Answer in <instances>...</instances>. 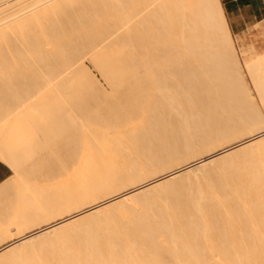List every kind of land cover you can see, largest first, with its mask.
<instances>
[{
  "label": "bare ground",
  "instance_id": "obj_1",
  "mask_svg": "<svg viewBox=\"0 0 264 264\" xmlns=\"http://www.w3.org/2000/svg\"><path fill=\"white\" fill-rule=\"evenodd\" d=\"M82 1L83 0H0V58L4 56L0 59V62H2V59L4 61V58H6L5 61H9L11 63V61L14 60L12 62L15 63L16 59L19 57L22 58L21 54L23 52H26L27 54H29L30 58L32 57L31 60H34L36 62L50 61L51 63H47V65H50L48 66V68H50L51 70H48L47 68L43 69V71H40L42 70V67L40 68V74H38L39 76H41L43 81L40 80L38 75H36L39 80L42 81L41 83H37L39 82V80L36 77L37 82H34V84L36 85L32 84L34 78H30L31 76L29 77V73L34 72H26L29 69L27 70V68L23 65H21V67H25V72L24 70L19 68L20 65L19 67L17 66V71L14 70L16 72L15 74H17L18 72V77L16 79V75L13 74L12 81L8 79L11 82H7V88L8 86H10L8 84H11V86L15 85V87L18 86L17 90H19L18 93L22 95L21 100L23 102H21L20 100V102L17 101V104L16 102L13 103V101H16L15 99L17 96H19V94L16 95V97L14 96L15 99H12V97L7 98V94L4 92L5 88L2 90L0 89V92L2 91L6 95H4L5 98H3L5 99V101L6 99H8L9 101L10 99H12L10 101L11 103H9L8 100V102L6 101V103H4L7 105V107L5 105V109L2 108V110L4 109L6 113L2 112L0 109L1 114H4L3 117H1L2 115L0 114V157L2 159L8 161L10 163V166L14 169L12 165L11 148L14 147L16 149L15 138H17L20 134L15 123L19 119V116L24 112L25 108L37 104L38 102L43 103L40 108L41 110H43V112L50 111L51 114L59 108V105L63 106L64 108H69V105H72L71 100L65 99L66 97L61 95L62 92H60L59 89L60 87L63 88L62 86H60L63 85L62 83H64L62 82L63 79L65 81L64 84L70 83L71 79L69 78L74 77L76 70L81 67V65L79 64L82 62H79V58H81L79 56L81 54L84 55L85 53L90 52L92 54V57H94L101 53L108 52L110 49L121 50V46H127V44L130 42L128 39H126L128 37L125 33L129 32L131 28L133 29V26L135 25L134 23H138V20H140L139 22H141L139 23L140 26H142V23H145L146 25L148 24V28H150L149 24H151V29L154 25L155 28H157L156 26H158L160 30L158 32L156 29L154 31L148 29V31L154 32L151 34H155L158 32V34H156L155 36L152 35L151 38L147 37L149 35L146 34L148 31L145 34L147 35L146 37L150 39H152V37H155L153 41L157 40L159 36V39H161L162 42L164 41V43L161 42V44L163 45H161L162 48L161 46H158L159 48H161V50H157L156 48H154L157 51L160 50L159 54L161 53V51L163 53H161L160 55V59H162V62H160L162 64L161 66L159 65V67H162L163 65V67L160 68L162 71V73L160 72L162 74V77L161 74L160 77H158V71L157 74L156 72H153L154 70L152 69V66H155V61L154 63H152L153 61L149 63L153 64L151 66L149 64H146V68L149 67V70L147 69L146 73H149L150 75V78L149 75L148 78L150 80V87L152 90L150 95H143V92H141L142 86H136V89L134 88L136 93H131L130 91H128V93L124 92V95L122 93L123 96H120L121 98H123H118L120 101H113V104L111 106H108L109 108L105 107L104 110L108 111L105 112V115L100 116L103 117V119L100 118L102 121L99 120L101 122L96 123L91 121L79 125V128L82 127L80 128L81 131L79 129V177L74 180L73 183L69 184L66 187L67 189L61 188V191H59L61 193H58L64 195H61V198H59L57 192L54 195V198L53 193H48V191L46 190L47 188H45L48 186L49 182L52 181L53 175H55L56 172L59 173L61 171V169L59 170V172L58 170H52L54 166V168H56V163H54V166L52 165L54 160L52 163H50L51 160L49 159H52V157H50L49 152H51V155L58 157L57 159L59 165L57 166L66 168L65 172L63 171L65 169H62V171L66 174L71 172L69 171L70 167L71 169L75 170L78 162L72 147H68V145H66V142V146L64 145V142L63 145L61 144V142L63 141V138L59 136L61 135L60 133H62L61 129L59 127H51L53 129H51L50 131L46 129L48 133H50L49 137H51L48 142V144H50V151H47L50 158L48 157L49 159H46L49 160L50 166L52 165L53 167H51L50 169H46V167L50 166L44 165L45 168H42L44 166H41L36 169V172H32L33 167L31 166V172L28 177L31 176V173L33 174L35 172L36 174L34 173V175L36 178H33L35 179L34 183L32 182L33 179L31 181L30 178H27V175L29 173L27 172V170V174L26 172L24 173L26 174L27 179L25 178L24 174V177L23 175H21V172L23 171L19 170L21 172L19 173L20 175H18L19 171H14L18 168H15L13 170L15 173H17L13 175L14 178L16 175H18V178H15L14 180L17 179L20 183L18 184L16 180L15 184H18L20 187L17 188L15 186V188L19 190V192L18 190L16 192H18L20 196H18V193L17 195L15 194L19 197L16 198V200L14 199V202L16 201L15 204L17 203L16 209L13 208V205L11 206L12 209L8 207V203L10 205L12 204V202H9V199L5 198V200H9L8 203H3L4 201L2 202L3 204H5V206L7 205L8 209L10 208L11 210L9 209L10 211L8 212V209L6 207H3L4 205L2 206L4 212L1 211L2 208L0 209V211L2 212V214L0 213V243H4V241L8 242V240L11 241V239L13 240L17 237L19 238L18 240L14 239L15 241H13V244H11V242L9 243L10 245L8 244L7 246H5V248H1L0 264H264V160L263 162L259 163L260 165L257 163L256 165L252 166V164L250 165V163H253V159H251L252 162H249L250 159L246 161V159L249 158L250 155L246 158L244 156L245 159L243 157L238 159L237 157L238 162L243 159L245 160L244 162H240L238 164L235 162L236 158H234L235 155L249 149H255V153L251 152L254 153V155L257 153H261L264 155V116L262 111V107H264V55L258 56V58L247 59L244 62H242V60L240 61L235 45V39L231 32L221 0H144L141 4H139L138 2L141 7L138 4L135 6L136 2L138 1L137 0L136 2L132 3V5L134 4V7L131 6V8L130 6L128 7L129 3L131 5L132 2V0H130L131 2L129 1V3L126 4V8L130 9V11L125 8H118L117 5H114L115 3H117V1L120 0H114V4L113 0H109L111 1L112 5H114V9L118 8L116 9L117 11H122L121 13H124V19L119 20L120 23H115V26L110 25V28L107 27L108 30H105V32L101 29H97L98 26H96L102 21L97 23V21L95 20L97 24L93 22L92 25L90 23L91 26L89 27L87 25L86 28L82 25H79L77 20L76 26H82V28H79L80 33L81 31L82 33L79 34V45L76 46L75 42H70V38L68 39L66 37H71L69 33L72 30L67 33L68 31H66L61 24L63 21L62 17H65L64 15L67 14L66 16H69L72 10V14L75 15L76 13L77 15L79 13L81 16V12L85 11L84 7L86 6V4H93L92 1L94 0ZM106 1L107 0H102L101 3H103V5L100 3L99 4L103 7H106V3L108 2L109 6V1ZM81 2L82 4H86H83V6ZM119 3L120 2H118V4ZM123 3H125V1ZM75 6H77V8ZM79 6L81 7V9L83 8L81 11H77L80 8ZM91 6L92 5H90L89 7ZM72 7L74 8L72 9ZM107 7L104 8V10H108L110 6L108 8ZM138 7H140L139 10ZM94 8H92V10ZM68 9L71 10L68 11ZM74 9H76L77 12L73 11ZM114 9H112V11ZM156 10L161 14L158 12L156 13ZM96 11L98 13L97 9L92 12L95 13ZM101 11L103 10L101 9ZM108 11L106 13H108ZM152 13L155 15L154 18H156V22L151 17ZM95 14L92 15L96 16ZM103 15H105V13ZM148 16H150L156 24L158 23V25L153 24V21L151 23H147L146 21H148V19L150 18ZM92 17L93 16H91V18ZM157 17H161L163 19L164 27L163 23H160L159 21L161 20V18L157 19ZM144 18H146V20ZM68 19L70 18L68 17ZM81 19L84 21L86 20L87 22V19ZM59 20L61 23L59 22ZM150 20L151 19H149V21ZM88 21L91 22L92 19L90 20L89 18ZM70 22L71 21H69L68 24H70ZM106 22L108 23L107 20ZM68 24L66 23V25ZM84 24L83 25L86 26L88 22ZM161 24L162 26L160 27ZM58 25L60 27V30L63 28L61 31L58 29ZM102 25L104 24L102 23ZM145 26H142V28L145 29ZM75 27L73 28L77 30V28ZM67 28L68 27L66 26V29ZM83 28H86V30H82ZM88 28L89 30H87ZM54 31H56L57 35ZM144 31L141 32V34L143 33L142 36L144 35ZM60 34H62V36ZM124 34L126 36L125 40L128 41V43L125 40H122L123 45L121 43V48H119V46L115 48L114 42L116 40L117 42L121 41H118V39H121V36L124 37ZM157 35L158 38H156ZM57 36L59 38L66 37V39L69 40L68 42L65 39L68 43H66L67 47L62 44V46L60 45L61 39L59 40ZM161 36H163L164 39L161 38ZM77 37H75L76 41ZM147 38L144 40H147ZM159 39L157 40V42L161 41ZM144 44H146V46H148V49H150L149 45L145 43V41ZM117 45H120V43ZM158 45H160V43H158ZM35 46H37L38 49ZM41 46H43L46 50L49 49V52L54 50V48L56 49L57 47V50H54V52L52 53L54 55V53L56 54L55 51H57L58 54L52 56V53L48 52L49 55H51L50 57L47 53L48 50H44L47 53V57L44 55L46 58H44L43 60L42 54L44 53L41 54L39 52L41 51L39 50ZM58 46H60L59 49ZM24 47L27 48L25 49ZM13 48L15 49V53ZM17 48L20 49L17 50L20 51V55L15 58V56L18 54V52H16ZM31 48L34 52L33 54L31 53L32 55H30L29 53L32 51ZM23 49H25L26 51ZM126 49H128V51ZM126 49L125 53H131L129 52L130 48L127 47ZM5 50L7 53L4 52V55L2 56L3 51ZM145 52H140V60H142L144 66L145 61H147L146 57H148V62L151 60L149 56L151 55V57H153L152 54H146L147 52ZM13 53L16 55H14ZM26 53L24 55L22 54L23 57H25ZM39 53L40 55H38ZM29 56H27V58ZM49 57L51 59H49ZM24 59L27 60L26 57ZM22 60L17 59L16 62ZM53 62L58 63L59 66ZM160 62L157 64H160ZM15 64L18 65L19 63ZM47 65L45 64L44 68H46ZM157 66L158 65H156V67ZM39 67L36 68L38 69ZM18 68L21 71H19ZM21 72L23 74V77ZM24 73L25 75H28H26L28 78L25 79L26 76H24ZM7 74L9 75L10 72H7ZM19 75H21L22 79L24 78V80H26V83L22 82L24 80H22ZM246 76L249 78L250 84L254 88V92H256L255 94H257L256 98H254L251 93V85H249V80L247 81ZM1 77L0 80L2 79ZM9 77L11 78V75H9ZM13 78H15L16 80ZM18 79L21 80V86L17 83L19 82ZM27 79L30 82L28 81L27 83ZM13 80L16 82V84L14 82V84L12 85ZM66 80L70 81L67 82ZM1 82L4 81L1 80ZM25 84H27L28 87H26L27 90L25 89L23 93L22 89L25 88ZM135 84H138L137 81H135ZM2 85L0 87L3 88L4 85ZM11 86V91L17 92V90H13L14 87L12 88ZM23 86L24 88H22ZM66 88L68 87H65L64 89ZM50 91L51 93L54 92L55 96H49ZM6 92L8 91L6 90ZM0 94V97H4L2 93ZM12 94L14 93L11 92L9 96H11ZM4 104H0V107H2ZM113 108L116 110L120 109L123 111V113L118 114L113 111ZM73 113L75 117H77L75 111ZM188 113H190L191 116H194V118L195 116L196 118L202 116L201 118H197L196 121L194 120V124H196L197 122L196 126H203V128H200L201 126H198L197 129L199 130V132L194 133V135H189L194 131L190 132L187 130L188 125L191 126V123L193 122H188L187 125V119H190L187 118ZM75 117H72L70 122H75ZM203 118L205 119V122H203L205 124V127L204 124L202 125L201 123ZM49 121H52L54 123L63 122L61 118H56L55 116L53 117V119L50 118ZM173 121L176 122V124L173 123ZM198 122L200 124H198ZM184 123H186L185 126H187L183 132H187V134L189 133V141L191 140V142L188 141V138L187 140L185 139L186 137H188L185 134L186 137L183 138L181 136V138L185 139L189 143L188 145L184 144L187 147H183V143H185L184 140L180 143H177V145L175 143L177 148H180V146L183 147L182 149L180 148L179 151L181 150L182 152H184L186 150L184 154H182L181 151L179 152L172 150V152H170L171 148L168 149V152L164 151V149L163 151H158L155 150L157 148L156 147L153 148L155 150V153L154 150H152V153L154 154H151L149 156L147 155L146 158L144 157L145 160L143 159L144 161L141 162L140 160L139 162H135L134 160L135 163L131 162V164L125 165H121L122 162L120 165L113 162H99V160H102L103 158H110L111 156H113L112 152H114L115 157H117L118 155L115 154L117 150L130 149L143 140L155 138V135L157 133L161 134L160 132L162 130H166L167 127L173 128L176 127L173 126L174 124H178V129V127H181L180 124L183 127ZM68 127V131L70 132L71 128L70 126ZM92 127H94V129L96 128V130L93 129V131ZM182 127L181 129L184 128ZM189 128L191 129V127H188V129ZM70 135L72 136V134ZM191 137H193L194 139ZM238 137L242 138L240 139ZM233 140H235V142L229 143ZM149 141H147L146 143L148 144V146L151 145ZM156 141H158V139ZM140 144H142V142ZM211 146H216L214 147V151L211 150ZM152 147H154L153 144ZM141 148L143 150V147ZM256 149H258L257 153ZM165 150H167V147ZM162 152L166 153H163V155ZM130 153L131 152H129V154ZM249 153L250 152H248V154ZM41 155L44 157L43 153ZM195 156L199 157L196 158ZM123 157L124 154L122 155V158ZM231 157L233 160L232 163H230L231 160L230 162L226 161V159H231ZM250 157L254 158V156L252 155ZM73 158L74 160L76 159L77 163L72 162ZM136 158L138 160V157ZM43 159L45 160V157ZM140 159L142 160L141 157ZM189 159L192 160L190 161ZM30 160L31 159H29V162ZM35 160L36 158L34 159V162ZM130 160L131 159H129V162ZM221 160L229 162V164L225 163V167H223L227 171H229V168L227 167H230L231 170L234 166H236L234 165L235 162V164H237L236 167H238V169H241V173L239 172L240 175L239 173H235V175L223 179V181L219 180L220 182L215 181V178V180L213 179L214 181H209L210 184L206 185V190L200 191V193H198V195L196 196L195 194L193 195V190L192 193H190L192 194V196L191 198H189V201L188 199H185L184 202L187 201L186 203L182 201V204L181 202L179 203V205L178 203H176L178 206L175 204V206L170 205V208L167 207L168 209H164L165 211L163 210V207L162 210L164 212H161V210H156V213L148 211L146 214L144 213L145 215L143 216L142 214H138L139 216L132 214L135 216L134 219H132L133 217L129 218L132 219L130 221L128 220L129 223H126L128 221H126L127 219H124L126 224L123 225L122 228L120 227L118 229L113 227V231H115L112 232L111 229L110 231L112 233L109 231V234H98L100 236H94L87 241H84L83 236V240H81V238L79 237L81 240V242H79V246L74 239L77 247H71V250H66L68 252H59L60 254H57L54 258L52 257V260L51 258H46V260L41 261L39 259V261H37V259L35 260L34 258V261H29V259H24L23 257V259L16 257L17 255L15 253H17L18 256L19 254H22L24 252L23 250L25 246L29 244L32 246L35 243L39 242L37 246L34 245V247L32 248L29 245L30 248L32 250L34 248L35 253L38 254V252L40 253L41 250L46 249L48 246H51L47 238L51 237V235L55 233H57L58 235V232H61V230H67H64L65 227L76 225L78 227V230L76 229L75 233L79 234V222H84V220L88 221L87 219L91 218L92 216V218H94L102 211L103 213L104 211H106V213L108 211L112 212L111 209H114V207L117 208L118 205H122L123 203H126V201L127 203H130L128 201H133L140 195L145 196L146 194L148 195V193L150 194V192H152L153 190L158 191L155 189L167 185L169 186L179 177L182 178L181 176H190L191 173L201 169L202 167ZM32 162L33 160H31L30 164L35 166L38 161L36 163ZM71 162L73 163V165L75 163L76 164L74 166H71ZM44 163L48 164L46 160ZM227 164L230 166H228ZM172 165L178 166L174 167ZM231 165H233V167H231ZM27 167L28 166H25V169H27ZM71 174H68L69 177L72 176ZM32 177L34 176H31V178ZM221 178H224V176H222ZM29 179L30 181H28ZM8 180L11 181V179ZM194 180L195 182H193ZM200 180L201 177L199 178V181ZM9 181H7L8 184H10ZM193 181H187V183L183 186L188 187L190 184L193 185V183H196V181L198 180L197 178H194ZM10 186L12 188L14 187V185H7V188L5 189H9ZM179 187L182 186L180 185ZM15 188L13 189L16 190ZM172 188L169 187V189H167L171 191ZM196 188L199 187L196 186ZM63 191H65V193ZM162 191L165 192L164 187L163 190L161 188V194H163L164 196L168 195L163 193ZM197 191L195 189L196 193ZM2 192H5V190H3ZM172 192L166 193H171L172 195H174V192ZM46 193H48L49 197V194H51L53 197H45L44 195ZM157 193H159V191ZM187 193L189 195V192ZM4 194L5 196L7 195L6 193H3V195ZM175 194L177 195L176 191ZM10 196H12V194ZM10 196L9 198L11 199L12 197ZM145 207H143V209ZM131 211L127 212L132 213ZM111 218L113 220V217ZM88 224L93 223L90 222ZM103 229L102 231L104 232ZM70 231H72V229ZM55 244L58 243L56 242ZM66 248L69 249L70 247ZM13 254L15 256H12ZM35 257L38 258V256ZM215 257H217V259H215Z\"/></svg>",
  "mask_w": 264,
  "mask_h": 264
},
{
  "label": "rangeland",
  "instance_id": "obj_2",
  "mask_svg": "<svg viewBox=\"0 0 264 264\" xmlns=\"http://www.w3.org/2000/svg\"><path fill=\"white\" fill-rule=\"evenodd\" d=\"M84 1V0H83ZM82 1V2H83ZM87 1V0H86ZM96 1H97V3H96ZM104 1V0H103ZM107 1H109V0H107ZM106 1V2H107ZM117 1V0H116ZM122 1V2H121ZM125 1V3H123ZM129 1L130 0H128V2H127V0H120V1H117V3H115L114 4V0H113V4L116 6L117 5V7L118 8H125V9H128V8H126L127 6H126V4H128L129 3ZM137 0H135V1H133L132 0V2H131V5H130V3H129V5H128V7L130 6V8H131V6L132 7H134V4L132 5V3H134V2H136ZM141 1V2H140ZM142 1H144V0H138L137 2H136V4H135V6L138 4V2H139V4H141V3H143ZM222 1V0H221ZM82 2H81V4H82ZM93 2V4L91 3V2H89V3H91L90 5H92L91 7L92 8H94L93 10H92V8L91 7H89L90 5L87 3H83V4H86V6L84 7L85 8V14H84V12L82 11L81 13V16H80V14L78 13L77 15H76V13H75V15L74 14H72V10L71 9H68V11H70L71 10V16L73 17H71L70 15L69 16H66V15H64L65 17H62L61 19L63 20L62 21V24L61 25H63L62 27H64V29L66 30V31H68L67 33H69V31H71L69 34L71 35V37H68V36H66L68 39L70 38V42L71 41H73V42H75L76 43V46L77 45H79V34H81L82 33V31H81V33H80V29L79 28H82V26L83 27H86L87 28V25L90 27L91 25H90V23L92 24L93 22L94 23H96V21H97V23L98 22H100V21H102V22H100V23H98V25H96V26H98L97 27V29H101L102 31H104L105 32V30L107 31L108 30V28H110V25L111 26H115L118 22L120 23V21L119 20H123L124 19V13H121V12H119V11H117L116 9H118V8H116V9H114V5H112V3H111V1H109V6H108V2L106 3V7L108 8V10H104V8H106L105 6L103 7L102 5H103V3H101L102 2V0L100 1V0H94V1H92ZM118 2H120L119 4H118ZM102 4V5H100V4ZM223 3V2H222ZM79 4V3H78ZM80 4V5H81ZM82 4V5H83ZM138 4V5H139ZM88 5V6H87ZM94 5V6H93ZM98 5V6H97ZM113 7H112V6ZM123 5V6H122ZM143 5V4H142ZM145 5V4H144ZM84 6V5H83ZM101 6V7H100ZM120 6V7H119ZM140 6V5H139ZM76 8H77V6H75ZM80 7V6H79ZM99 7V8H98ZM112 7V8H111ZM141 7V6H140ZM140 7H138V10L140 9ZM256 7V8H255ZM254 8H255V13L253 14V18L251 19V21H250V23H248V27H247V29H246V31H245V33H243L241 36L240 35H237L236 36V38L234 37V39H235V45H236V48H237V51H238V56H239V58H240V61L242 60V62H244V61H246L247 59H253V58H258V56H261V55H264V0H260L259 1V3H258V6H255ZM69 8H71V7H69ZM74 7H72V9H73ZM88 8H89V12H88ZM83 9V8H82ZM81 9V7L77 10V11H81L82 10ZM91 9V10H90ZM95 9H97L98 10V13H97V11L94 13V12H92V11H95ZM100 9V10H99ZM101 9L103 10V11H101ZM112 9H114L113 11H112ZM120 10V9H119ZM124 10V9H123ZM129 11H130V9H128ZM68 11H67V13H68ZM73 11H76V9H74ZM76 11V12H77ZM100 11V12H99ZM108 11V13H106ZM111 11V12H110ZM114 11H116V12H114ZM132 11V10H131ZM134 11V10H133ZM105 13V15H103L104 13ZM124 12V11H123ZM126 12V11H125ZM128 12V11H127ZM158 11L156 10V13H157ZM87 13V14H86ZM111 13V14H110ZM116 13V14H115ZM119 13V14H118ZM155 13V14H156ZM158 13H160V12H158ZM84 14V15H83ZM92 14H95L96 16H94V15H92ZM100 14V15H99ZM108 14H110V15H108ZM161 14V13H160ZM159 14V15H160ZM88 15V16H87ZM121 15V16H120ZM149 15H151V14H149ZM152 15H154L153 13H152ZM151 15V17L154 19V21H155V19L156 18H154L155 17V15L154 16H152ZM86 16V17H85ZM91 16H93L92 18H91ZM100 16V17H99ZM68 17L70 18V19H68ZM85 17V18H84ZM87 17H89L90 18V20L92 19V21L91 22H89L88 20H89V18H87ZM111 17V18H110ZM146 17V16H145ZM148 17H150V16H148ZM149 18V19H151L150 21H149V19H148V21H146L147 23H151L152 21H153V19L152 18ZM65 18V19H64ZM78 18V19H77ZM81 18H83V19H87V22H88V24H86V26H84L85 24L84 23H87L86 22V20L84 21V20H82ZM102 18V19H101ZM105 18H106V20L108 21V23H110V24H108L107 22H106V20H105ZM114 18V19H113ZM117 18H118V20H117ZM160 19L161 17H157V19ZM60 19V20H61ZM73 19V20H72ZM110 19H113L114 20V22H113V20H110ZM143 19V18H142ZM145 20H146V18H144ZM60 20H59V22H60ZM78 20V21H77ZM80 20H81V22H80ZM96 20V21H95ZM115 20H116V22H115ZM65 21H67V22H65ZM69 21H71L70 22V24H68L69 23ZM78 22V24L79 25H82L81 27L79 26H76L77 25V22L76 23H74V22ZM137 21V20H136ZM140 20H138V23H134L135 25L133 26V29L131 28L130 29V31L129 32H126L125 34H126V36L128 37V38H126V36H125V34H124V37L123 36H121L120 38L121 39H118V41L119 40H121V41H119V42H117V40L114 42V47L115 48H117L118 46H119V48H121V50H123V51H121V50H109V54L111 55V56H115L112 60H113V63H118V64H120V65H122V66H128V67H132V68H134V69H136L137 71H139V72H141L140 73V75H139V77H138V79L137 80H135V81H137V83L138 84H135V81L133 82V83H131L130 84V86H129V88H128V90L127 91H125V93H128V91H130L131 93H136V91L134 90V88L137 86H139V85H141L142 86V91L141 92H143V95H150V93L152 92V90H151V87H150V80H149V78H150V75H149V73L147 74L146 73V71H147V69L149 70V67L148 68H146L147 67V65L150 63V62H152V63H154V61L156 62V63H154V65L155 66H152V69L154 70L153 72L155 73L156 72V74L158 73V77H160V74L162 73V71H161V69L160 68H162L163 67V65H162V67H159V65L161 66V62H162V59H160V55H161V53H162V51H161V53L159 54V51L161 50V48H162V44H161V42H162V40L161 39H159L160 38V36H159V38H158V35H157V37L156 38H158L159 40H161V41H158L157 42V40H155V41H153L154 40V38L152 37V39H150L151 38V36L153 35V36H155L156 34H158V32L160 31L159 30V28H158V26H156L157 28H155V26L153 25V24H156L155 22L157 21H153V28L151 29V24H149V27L150 28H148V24L146 25L145 23H142V26H145V29L144 28H142V26H140L139 25V23H141V22H139ZM160 21V23H163V27H164V21H163V19L161 18V20H159ZM158 21V22H159ZM63 22H64V24H63ZM73 22V23H72ZM80 22V23H79ZM106 22V23H105ZM113 22V23H112ZM145 22V21H144ZM61 23V22H60ZM59 23V24H60ZM66 23L70 26H68V25H66ZM82 23V24H81ZM96 23V24H97ZM102 23L104 24V25H102ZM116 23V24H115ZM71 24H72V27H71ZM84 24V25H83ZM144 24V25H143ZM93 25V24H92ZM139 25V26H138ZM156 25H158V23L156 24ZM66 26L68 27L67 29H66ZM76 26V27H75ZM94 26H95V24H94ZM104 26V27H103ZM162 26V24L160 25V27ZM58 27H59V25H58ZM73 27H75V28H77V30L76 29H74ZM101 27V28H100ZM108 27V28H107ZM162 27V28H163ZM86 28H83L82 30H86ZM92 28V27H91ZM161 28V29H162ZM59 30H60V27L58 28ZM58 29H56V30H58ZM63 29V28H62ZM61 29V30H62ZM74 29V30H73ZM104 29V30H103ZM148 29L149 30H157L158 32L157 33H155V34H151V33H154V32H151V31H148ZM60 30V31H61ZM76 30V31H75ZM87 30H89V28L87 29ZM93 30V29H92ZM142 30V31H141ZM144 30H146V31H144ZM79 31V32H78ZM144 31V35L142 36V34H141V32H143ZM149 33H148V32ZM163 31V30H162ZM161 31V32H162ZM55 33H56V31H54ZM74 32V33H73ZM147 32V33H146ZM160 32V33H161ZM58 33H59V31H58ZM64 33V32H63ZM72 33V34H71ZM128 33V34H127ZM149 34L148 36L146 35V34ZM163 33V32H162ZM255 33H258V40H257V43L259 44V46H261V48L260 49H254V54H252L251 52H249V55L247 56V57H245V54H244V49H243V44H244V42H243V38L246 36H248V37H250V36H253V35H255ZM68 34V35H69ZM74 34V35H73ZM56 35H57V33H56ZM61 36H62V34H60ZM73 35V36H72ZM122 35H123V33H122ZM160 35V34H159ZM78 36V37H77ZM150 37V38H147V37ZM66 37H61V38H59L58 36H57V38H59V40L61 39V42H60V45L62 44V45H65L66 47H67V45H66V40L69 42V40L68 39H66ZM74 37V38H73ZM75 37H77V41L75 40L76 38ZM118 37H119V35H118ZM144 37V38H143ZM123 38V39H122ZM125 38L126 39H128L130 42L128 43V41H126L125 40ZM147 38V40H144V39H146ZM161 38H163V36H161ZM64 39V40H63ZM66 39V40H65ZM164 39V38H163ZM58 40V41H59ZM122 40H125L128 44H127V46L125 45V46H121V43H122ZM148 40H152V41H148ZM64 41H65V43H64ZM144 41H145V43H147L148 45H149V48L150 49H148V46H146V44H144ZM146 41H148V42H146ZM117 42V43H116ZM126 42H124V43H126ZM154 43V45H153V43ZM157 42V43H156ZM59 43V42H58ZM64 43V44H63ZM116 43V44H115ZM120 43V45H117V44H119ZM158 43H160V45H158ZM162 43H164V41L162 42ZM246 43L248 44V45H252L253 44V42H251L250 40H249V38H248V40L246 41ZM19 44V43H18ZM68 44V43H67ZM130 44V45H129ZM59 45V44H58ZM61 45V46H62ZM113 45V44H112ZM116 45V46H115ZM122 45H123V43H122ZM150 45H151V47H150ZM155 46V47H153V46ZM162 45V46H161ZM121 46V47H120ZM161 46V48H159V47ZM18 47V46H17ZM36 48H37V46H35ZM34 47V48H35ZM59 47L60 46H58V49H59ZM79 47V46H78ZM77 47V48H78ZM112 47V46H111ZM125 47V48H124ZM130 48L129 49V52H131V53H125V49L126 48ZM16 48V47H15ZM21 48V47H20ZM25 48V47H24ZM27 48V47H26ZM25 48V49H26ZM33 48V47H32ZM31 48V49H32ZM47 48V47H46ZM54 48V47H53ZM65 48V47H64ZM124 48V49H123ZM133 48V49H132ZM147 48V49H146ZM151 48H152V50H151ZM154 48H156L157 50L158 49H160L159 51H157V50H155ZM3 49V48H2ZM25 49H23V50H25ZM38 49V48H37ZM79 49V48H78ZM77 49V50H78ZM13 50H14V53H15V49L13 48ZM17 50H20V49H16V52H18V54L16 55V54H14V55H16L15 56V58H17V56L18 55H20V51H17ZM28 50V49H27ZM29 50H30V48H29ZM39 50H43L42 52L41 51H39L41 54L42 53H44V54H42L41 56H42V58H43V60H44V58H46L47 57V53L50 51L49 49H45L43 46H41L40 47V49ZM44 50H46L47 51V53H46V51H44ZM52 50V49H51ZM54 50H57V47H56V49L54 48ZM54 50H52L51 52H49V53H52V52H54ZM61 50V49H60ZM127 51H128V49H126ZM148 50V51H147ZM155 50V51H154ZM258 50V51H257ZM22 51V50H21ZM26 51V50H25ZM121 51V52H120ZM126 51V52H127ZM141 51H146L145 53L146 54H152V56L153 57H151V55L149 56V55H147V56H149V58H151V60L148 62V57H146L147 58V61H145V66H144V63H142V60H140L141 59V57H140V52ZM149 51H150V53H149ZM257 53H256V52ZM0 52H1V50H0ZM4 52H6V50L5 51H3V54H2V56L4 55ZM23 52V51H22ZM28 52V51H27ZM35 52H36V50H35ZM56 52V54L54 53V55H53V53H52V56H55V55H57L58 54V52L57 51H55ZM7 53V52H6ZM6 53H5V55H6ZM26 53V52H25ZM24 52L22 53L23 55L25 54ZM30 53V55H32L34 52H33V49H32V51L31 52H29ZM32 53V54H31ZM40 53L38 54V55H40ZM49 53H48V55H49ZM21 54V56H22V58L21 57H19V58H17L18 60H22V59H24L25 57H26V59L27 60H22V61H18V62H16L17 61V59H16V61H15V63H19L18 65H16L14 62H12V61H14V60H12L11 61V63L8 61H5V59L6 58H4V61H3V59H2V62H0V63H2V64H0V66H1V68H0V77H1V75H2V81H4V82H1V80H0V84L2 85V83H3V85H4V87L2 88V87H0V89L2 90V89H4V92L7 94V98L9 97H12V99H15V97H16V95H18L19 93V90H17V87L18 86H16L15 87V85L14 86H11V84H8V85H10L12 88H13V90H17V92L16 91H11L12 89H10V86H8V88H7V82L8 83H10L11 81H12V76H13V74H15L16 72L15 71H17L16 69H17V66L19 67V65H20V69H22V70H24L25 69V67L27 68V70L28 71H26V72H34V73H29L30 75H29V77L30 78H34V79H36V80H34L33 79V82H32V84H34V82L36 81L37 82V76L36 75H38L39 76V74H40V71H43V69H47L48 68V66H50V65H47V63H49V64H51L50 63V61L49 62H47V61H42V62H36V61H34V60H31L32 59V57L30 58V56H29V54H27L26 53V55H25V57H23V55ZM86 54H88V55H86ZM91 53L89 52V53H85L84 55H86V56H84L83 54H81L79 57H81V58H79V62L81 61L82 63H80L79 64V62H78V64L79 65H81L83 68L79 71L78 70V73H77V75H76V78H75V80H74V77H70L69 79H71V81L70 80H66L67 82H69L70 81V83H66V84H64L65 83V81H64V79H63V81L62 82H64V83H62L63 85H60V86H62L63 88H61L60 87V89H59V91L60 92H62V94L61 95H63V96H65L64 98L65 99H68V100H71L72 99V101H73V106H74V108H75V110H76V112L80 115V117H78V115H77V117H75V115H74V109H73V106L72 105H69V108H64L63 106H61V105H59L58 107V109L56 110V111H54V112H52V114L50 113V111H48V112H43V110H41L40 108H41V105L43 104V103H41V102H38L37 104H34V105H32V106H30V107H26L25 108V110H24V112L19 116V119L16 121V123H15V125L17 126V128H18V130H19V132H20V134H19V136L17 137V138H15V147H16V149L17 150H21V149H25L26 150V152H28V151H31L33 148L36 150V152L37 153H39V150H41V147H43V148H45V149H47V148H49L50 146V144H48V142H49V140H50V138L51 137H49V134L50 133H48V131H50L51 129H53V128H51V127H55V128H57V127H59L60 129H61V131H62V133H60L61 135H59L60 137H62L63 138V141L61 142L62 143V145H63V142H64V145H65V142H66V145H68V147H72V149L74 150V153H75V157L77 158V162H76V159L74 160V158H73V160H72V162L74 163V162H76L77 163V167H73L75 170H73V169H71V167H70V169H69V171H71V172H67L69 175L71 174V173H73V174H71L72 176H70L69 177V175L68 174H66V173H64L65 171H66V168H64L65 170H63L62 171V167H58L57 165H59L58 164V157H55L54 155H52L51 157H52V159L50 158L49 160H51V162L50 163H52L53 162V160H54V162L52 163V165L54 166V163H56V168H54L52 165L50 166V163H49V160H47L46 159V162H48V164L47 163H44V164H40V165H38L37 166V168L38 167H41V166H50V167H46V169L48 168V169H50L51 167H53L52 168V170L54 169L55 171L56 170H58V172H59V170L61 169V171H62V173H61V171L59 172V173H55V175H53V178H52V181L51 182H49V184H48V186L47 187H45V188H47L46 190L48 191V193H53V196L56 194V192H57V194L58 193H61V192H59V191H61V188H66L69 184H71V183H73L74 182V180H76L78 177H79V130L76 132V130H77V128H79V125H82L83 123H85V122H96V123H99V122H101L102 120L101 119H103V117H100V116H102V115H105V112H107L108 110H104V109H99L97 112H96V110L98 109V107H100L101 105H104V104H106L107 102H108V92H111V88H110V85H109V82H108V80H107V78H106V76L104 75V73H103V71L99 68V66L91 59V57H92V54L90 55ZM131 54H133V55H131ZM163 54V53H162ZM46 57H45V56ZM158 55H159V58H158ZM27 56H29L28 58H27ZM50 57H51V55H49ZM154 56H155V58H154ZM4 57V56H3ZM3 57H1V58H3ZM49 57V59H51ZM85 57H86V59H85ZM138 57H140V58H138ZM0 58V59H1ZM14 58V59H15ZM21 58V59H20ZM83 58V59H82ZM157 58V59H156ZM10 59V58H9ZM8 59V60H9ZM114 59H115V62H114ZM153 59V60H152ZM30 60V61H29ZM144 60H145V57H144ZM157 60V61H156ZM1 61V60H0ZM161 61V62H160ZM44 62V63H43ZM148 62V63H147ZM160 62V64H157V63H159ZM53 63H55V62H53ZM84 63V64H83ZM45 64L47 65L46 66V68H44V66H45ZM55 64H57L58 65V63H55ZM83 64V65H82ZM147 64V65H146ZM21 65H23V66H25L24 68L23 67H21ZM32 65V66H31ZM43 65V66H42ZM56 65V66H57ZM150 66L151 65H153V64H149ZM156 65H158L157 67L159 68H157L156 67ZM34 66V67H33ZM40 66V67H39ZM55 66V65H54ZM59 66V65H58ZM16 67V68H15ZM29 67V68H28ZM31 67H33V68H31ZM36 67H39L38 69L36 68ZM42 67V68H41ZM154 67V68H153ZM18 68V70L19 71H21L20 69ZM31 68V69H30ZM40 68L42 69V70H40ZM158 69V70H157ZM15 70V71H14ZM39 71V72H37V71ZM48 70H51L50 68H48ZM160 70V71H159ZM158 71V72H157ZM7 72L9 73L10 72V74L9 75H11V78L9 77V75L7 74ZM24 72H25V70H24ZM161 72V73H160ZM39 73V74H38ZM6 74V75H5ZM17 74H18V72H17ZM17 74H15L16 75V79H17ZM21 74H22V72H21ZM32 74V75H31ZM34 74V75H33ZM27 75V74H26ZM25 75V73H24V76H26ZM148 75H149V78H148ZM6 76H7V79H6ZM28 76V75H27ZM25 77V79L26 78H28V77ZM34 76V77H33ZM3 77H4V79H3ZM19 77H21V75H19ZM22 77H23V74H22ZM22 77H21V79H22ZM37 77V78H36ZM161 77H162V74H161ZM15 78H13V79H15ZM39 78H40V80H42L43 81V79L41 78V76H39ZM39 78H38V80H39ZM246 78H247V81L249 80V78L246 76ZM8 79H10V80H8ZM15 79V80H16ZM19 80V79H18ZM22 80H24V78L22 79ZM39 80V82H37V83H41L42 81H40ZM74 80V81H73ZM124 80H126V79H124ZM128 80V79H127ZM20 81L21 80H19V82H17L18 83V85H22L21 83H20ZM26 80H24V81H22V82H24V83H26L25 82ZM28 79H27V83H28ZM14 80H13V82H12V85L14 84ZM30 82V81H29ZM20 83V84H19ZM15 84H16V82H15ZM0 85V86H1ZM2 85V86H3ZM30 85V84H29ZM34 85H36V84H34ZM249 85H251L250 84V80H249ZM24 86H25V88H24ZM22 88H24V89H22L23 90V93H24V91H25V89L27 90V88L26 87H28L27 86V84H25ZM38 86V85H37ZM30 87V86H29ZM65 87H68V88H66V89H64ZM20 88V87H19ZM18 88V89H19ZM63 89V90H62ZM136 89V88H135ZM251 89H252V91H251V93H252V95L254 96V98H256V96H257V94H255L256 92H254L255 90H254V88L252 87V85H251ZM6 90L8 91V92H6ZM10 91V92H9ZM64 91V92H63ZM11 92H13L14 94H12L11 96H9V94H11ZM22 92V91H21ZM0 93H2V95L4 96L5 94L1 91ZM23 93H21V94H23ZM54 92H52L51 93V91H50V94H49V96H55V93L53 94ZM158 93V92H157ZM156 93V94H157ZM159 94V93H158ZM1 95V94H0ZM25 95V94H24ZM6 96V95H5ZM5 96L4 97H0V104H4V103H6V101L8 100V99H6V101H5V99H3V98H5ZM15 96V97H14ZM19 96H20V99H19ZM19 96H17L18 97V99H17V97H16V101H13V103H15L16 102V104L18 103V102H20V100H21V98H22V95H20L19 94ZM24 97V96H23ZM25 98V97H24ZM23 98V99H24ZM71 98V99H70ZM114 98H116L115 96H114ZM1 99H3V100H1ZM12 99H10V101L12 100ZM2 101H5V102H2ZM9 101V100H8ZM7 101V102H8ZM9 101V103H11ZM18 101V102H17ZM21 102H23L22 100H21ZM8 104V103H7ZM6 104H4L2 107H0V109H1V111L2 112H5V108H4V106H5ZM9 105V104H8ZM11 105V104H10ZM6 107H7V105H6ZM11 107V106H10ZM2 108H4L3 110H2ZM38 108V109H37ZM11 109V108H10ZM114 109V108H113ZM8 110H9V108H8ZM6 111H7V108H6ZM114 112H116V113H118V114H121V113H123V111L122 110H120V109H118V110H116V109H114L113 110ZM262 111H263V116H264V107H262ZM75 112V113H76ZM197 112V111H196ZM6 113V112H5ZM0 114H1V112H0ZM2 115V114H1ZM0 115V116H1ZM4 115V114H3ZM3 115L1 116V117H3ZM24 116V117H23ZM56 117V118H61L62 120H63V122H52V121H49V119L51 118V119H53V117ZM72 117H75V122H70V120L72 119ZM202 116H199V117H197V118H201ZM99 118V119H98ZM101 118V119H100ZM187 118H190V119H187V125H188V122H192L191 124V126L190 125H188V127H191V129L189 130L188 129V127H187V130L188 131H190V132H192V131H194V132H192V133H188L189 135H191V134H193L194 135V133H198L199 132V130L197 129L198 128V126H201V125H198V126H196V124H197V122H196V124H194V122L196 121V116H195V118H194V116H191L190 115V113H188L187 114ZM264 118V117H263ZM1 119V118H0ZM84 119V120H83ZM192 119V120H191ZM89 120V121H88ZM99 120H101V121H99ZM195 120V121H194ZM201 120V119H200ZM200 120H199V122H200ZM205 119L203 118V120L201 121V123H202V125L204 124L203 122H205L204 121ZM198 122V124H200ZM263 122H264V119H263ZM173 123H175L176 124V122H174L173 121ZM186 123H184L183 125L185 126V124ZM189 123V124H190ZM173 125V126H176V127H171V128H169V127H167V129L166 130H162V129H164V128H162L161 130L163 131H161L160 133L161 134H156L155 135V138H152V139H149V140H143V141H141L142 142V144H140L141 142H139V144L137 143L136 145H134L132 148H130V149H121V150H117L116 152H115V154H117L118 156L117 157H115V155H114V152H112L113 153V156H111L110 158H103L102 160H99V162H105V163H118L119 165L121 164V162H122V164L121 165H125V164H131V162L132 163H135V162H139V160H140V162L141 161H144L145 159H144V157L146 158L147 157V155L149 156V155H151V154H154L155 153V150H158V151H163V149H164V151H169L168 149L169 148H171V151L170 152H172V150L173 151H179V149L181 148H183V147H187V146H185V145H188L189 143L186 141L187 140V138H188V141H189V135L187 134V132H183L184 131V129H186V126L183 128L182 127V125L180 124V126L183 128V129H181V127L179 128L178 127V129H177V125ZM68 126H70V132L68 131V129H69V127ZM196 126V127H195ZM148 127V126H147ZM204 127H205V124H204ZM80 128H82V127H80ZM79 128V129H80ZM166 128V127H165ZM169 128V129H168ZM175 128V129H174ZM200 128H203V126H201ZM199 128V129H200ZM48 131H47V130ZM94 129V127H92V130ZM180 129V130H179ZM94 130H96V128L94 129ZM93 130V131H94ZM186 130V131H187ZM80 131H81V129H80ZM178 131V132H177ZM172 132V133H171ZM181 132V133H180ZM75 133H76V135H75ZM163 133V134H162ZM166 133V134H165ZM70 134H72V136L70 135ZM165 134V135H164ZM177 134V135H176ZM188 136V137H186V135ZM249 134V133H248ZM164 135V136H163ZM158 138H157V137ZM172 136H174V137H172ZM181 136L184 138V137H186L185 139H183V138H181ZM245 136H246V134H245ZM245 136H243V137H245ZM165 137V138H164ZM173 138H175V139H173ZM179 138H181V139H179ZM191 138H193V137H191ZM238 138H242V137H238ZM155 139V140H154ZM158 139V141H156ZM160 139V140H159ZM194 139V138H193ZM192 139V140H193ZM34 140V144L32 143V141ZM152 140H154V141H152ZM168 141V143H167V141ZM184 140V142L185 143H183V147L182 146H180L179 144V146H180V148L178 147L177 148V143H180V142H182ZM236 140V139H235ZM235 140H233V141H230L229 143H232V142H235ZM237 140H239V139H237ZM147 141H149V143L151 144L150 146H148V144H146L147 143ZM156 141V142H155ZM166 141V142H165ZM178 141V142H177ZM151 142H153V143H151ZM158 142H159V144H158ZM189 142H191V140L189 141ZM68 143V144H67ZM143 143H145V144H143ZM166 143H167V145H166ZM175 143H176V145H175ZM229 143H227V144H229ZM152 144H153V146L154 147H152ZM154 144H156V145H154ZM170 144V145H169ZM182 144V143H181ZM185 144V145H184ZM54 145V144H53ZM65 145V146H66ZM72 145V146H71ZM144 145V146H143ZM216 145V144H215ZM143 147V150H142V148L141 147ZM165 146V147H164ZM170 146V147H169ZM146 147V148H145ZM157 147V148H156ZM163 147V148H162ZM166 147H167V150H165L166 149ZM214 147H216V146H211L210 148H211V150H215V148ZM137 148V149H136ZM149 148V149H148ZM150 148H152V149H150ZM153 148H156L155 150L153 149ZM161 148V149H160ZM209 148V147H208ZM213 148V149H212ZM50 149V148H49ZM141 149V150H140ZM146 149V150H145ZM185 149V148H184ZM183 149V150H184ZM125 150V151H124ZM138 150V151H137ZM140 150V151H139ZM152 150H154V153H152L153 151ZM252 149H249V150H245V151H243V152H241L240 154H237V155H235V157L234 158H236L235 159V162L238 164V163H240V162H244L245 160V158L247 157V156H254V158H252V157H250L249 156V158H247L246 159V161L248 160V159H250L249 160V162H252V160L251 159H253V163H250V165L252 164V166L253 165H256L257 163L259 164V163H261V162H263V160H264V155L263 154H261V153H257V150L258 149H256V153L257 154H255L254 155V153H255V149H253L252 151H251ZM78 151V152H77ZM124 152V153H122V152ZM143 151H145V152H143ZM150 151H151V153H150ZM181 151V150H180ZM179 151V152H180ZM78 154H77V153ZM120 154H119V153ZM129 152H131L130 154H129ZM138 152H140V153H138ZM143 152V153H142ZM146 152H147V154H146ZM157 152V151H156ZM169 152V153H170ZM182 152V151H181ZM186 152V150L184 151V152H182V154H184ZM248 152H254V153H249L248 154ZM133 153V154H132ZM163 153H166V152H162V154ZM169 153H167V154H169ZM124 154V157L122 158V155ZM141 154V155H140ZM161 154V153H160ZM130 155V156H129ZM140 155V156H139ZM142 155H146V156H142ZM164 155V154H163ZM241 155H243V156H241ZM161 156V155H160ZM244 156H245V158H244ZM261 156H262V158H261ZM123 159H121V158ZM131 157V158H130ZM133 157V158H132ZM136 157H138V160H137V158ZM140 157L142 158V160L140 159ZM196 157V156H195ZM199 156H197L196 158H198ZM237 157H238V159H240L241 157H243L242 159L243 160H240V162H238V160H237ZM53 158H55V159H53ZM116 159V160H113V159ZM118 158V159H117ZM135 158V159H134ZM120 159V160H119ZM125 159V160H124ZM129 159H131L130 160V162H129ZM144 159V160H143ZM192 159H193V157H192ZM192 159H189L190 161L192 160ZM195 159V158H194ZM126 160H127V162H126ZM134 160H135V162H134ZM230 160H231V162H230ZM226 161H229L230 163H232L233 162V160H232V157H231V159H226ZM260 161V162H259ZM43 162V161H42ZM41 162V163H42ZM45 162V161H44ZM71 162V163H72ZM124 162H126V163H124ZM229 162H225V161H216V162H213V163H211V164H209V165H206L205 167H202L201 169H199V170H197V171H195V172H193V173H191L190 174V176H186V177H183V176H181L182 178H178V179H176L174 182H172L169 186L167 185V186H163L164 187V191L165 192H163V193H165V194H168V195H163V194H161V188H162V190H163V187H159L158 189H155V190H158L159 191V193H157L158 191H152V192H150V194L148 193V195L146 194L145 196H143V195H140L139 197H137V198H135L133 201L132 200H130V201H128V202H130V203H127V201H126V203H123L122 205H118L117 206V208L116 207H114V209H111L112 210V212L111 211H108L107 213H106V211H104V213H103V211L101 212V213H99V214H97L94 218H89V219H87L88 221H85L84 220V222L83 223H85V224H83L82 222H79V234H76L75 233V230L77 229L78 230V227L76 226V225H70V227H65L64 228V230L65 229H67V230H65V231H63V230H61V232H58V235H57V233H55V234H53V235H51V237H49V238H47L48 239V242L51 244V246H48L46 249H43V250H41L40 251V253L38 252V254L37 253H35V251H34V248H33V250L31 249L32 247H34V245H36L37 246V244L39 243H35L34 245H30L31 246V248H30V246L29 245H27V246H29V247H27V246H25L24 247V252L22 253V254H19V256H18V254L17 253H15L17 256V258L19 257V258H21V259H29V261H34V258H35V260L37 259V261H39V259L42 261V260H46V258L47 259H50L51 258V260L57 255V254H60V253H63V252H68L69 250H71V247L72 248H74V247H77V245L79 246V242H81V240H83L84 239V241H87V240H89V239H91L92 237H94V236H100V235H102V233H104V234H106V233H108L109 234V231L112 229V232H114L113 231V229L114 228H122V226L123 225H125L126 223H129V221L130 220H132V219H134V215H132V214H135L136 216H139L138 214H142V216L143 215H145L148 211L150 212V211H152V212H155L156 210L158 211V210H161V212L164 210V209H168L167 207H169L170 205H172V206H175V205H177L176 203H178V205H179V203L181 202V204L185 201V199L187 200L188 199V201H189V198H191V196H192V194H190V193H192V191L194 192L193 193V195L195 194V196L196 195H198V193H200V191H202V190H206V185H208V184H210L209 183V181L211 182V180H215V178H216V180L215 181H217V182H220L219 180H222L223 181V179H226V178H229V177H231V176H233V175H235V173L236 174H238L239 172L241 173V169H238V167H236L237 166V164H235V162H234V165H236V166H234L233 167V165H231V167H233L232 169H233V171H232V169L230 170V167H227V168H229V171H227L226 169H224L223 167H225V163H228L229 164ZM249 162H248V165H249ZM254 162H256V163H254ZM73 163L71 164V166L73 165ZM75 163V164H76ZM47 164V165H46ZM74 164V165H75ZM227 164V165H228ZM73 165V166H74ZM223 165V166H222ZM226 165V166H227ZM260 165V164H259ZM45 166L43 167V168H45ZM172 166H174V167H177L178 165H172ZM228 166H230V165H228ZM258 166V165H257ZM240 168V167H239ZM240 170V171H239ZM73 171H75V172H73ZM205 171V172H204ZM226 171H227V173H226ZM231 171H232V175H231ZM236 171H238V172H236ZM54 173V172H53ZM64 173V174H63ZM223 173V174H222ZM240 173H239V175H240ZM206 174V175H205ZM220 174V175H219ZM222 174V175H221ZM60 175V176H59ZM67 175V176H66ZM98 175V174H97ZM205 175V176H204ZM226 175H228V176H226ZM242 175V174H241ZM96 176V175H95ZM201 177V180L199 181V178ZM204 178H203V177ZM208 176V177H207ZM222 176H224V178H221ZM60 177V178H59ZM64 177V178H63ZM190 177V178H189ZM193 177V178H192ZM187 178H189V179H187ZM191 178H192V180H191ZM196 179L197 178V180L199 181H196V183H193V185L192 184H190L188 187H189V189H188V187L187 186H183L184 184H186L187 183V181L189 182V181H193V179ZM208 180H207V179ZM212 178V179H211ZM63 180V181H62ZM213 180V181H214ZM185 181V182H184ZM204 181V182H203ZM207 181V182H206ZM193 182H195V180L193 181ZM198 182V183H197ZM77 183H79V182H77ZM173 185H174V187H173ZM182 186V187H179V186ZM192 185V186H191ZM194 186V187H193ZM196 186L197 187H199V188H196ZM165 187H166V189L168 188L169 189V187H173L172 189H171V191L170 190H166L165 189ZM175 187H176V190H175ZM178 187V188H177ZM194 188V189H193ZM201 188V189H200ZM49 189V190H48ZM67 189V188H66ZM65 189V190H66ZM186 189H187V192H189V195H188V193L186 192ZM195 189H196V191H197V193L195 192ZM45 190V191H46ZM62 190H64V189H62ZM70 191V190H69ZM174 193H173V192ZM175 191L177 192V195L175 194ZM180 191V192H179ZM185 191V192H184ZM64 193H65V191H63ZM62 192V193H63ZM72 192V191H71ZM71 192H70V194H71ZM74 192V191H73ZM154 192H156V193H154ZM166 192H172L174 195H172L171 193H166ZM15 192L14 191H12V189H9V191H7V195H11V194H14ZM45 193V192H44ZM48 193H46L44 196L46 197H49L48 196ZM69 193V192H68ZM67 193V194H68ZM51 194H49L50 195V197L52 196ZM66 194V195H67ZM156 194V195H155ZM159 194H161V195H159ZM169 194H170V196H169ZM188 196H187V195ZM59 195V198H61V195L62 194H58ZM172 195V196H171ZM183 195V196H182ZM185 195V196H184ZM0 196L1 197H4L5 198V195L3 196V194H2V192H0ZM43 196V197H44ZM52 196V197H53ZM62 196H64V195H62ZM152 196V197H151ZM156 196H157V198H156ZM161 196V197H160ZM194 196V197H195ZM44 197V198H45ZM49 197V198H50ZM155 197V198H154ZM175 197V198H174ZM185 197V198H184ZM187 197V198H186ZM54 198H55V196H54ZM56 198H57V196H56ZM182 198H184V199H182ZM48 199V198H47ZM100 199V198H99ZM146 199V200H145ZM155 199V200H154ZM180 199H181V201H180ZM138 200V201H137ZM154 200V201H153ZM158 200V201H157ZM160 200V201H159ZM137 201V202H136ZM152 201V202H151ZM183 201V202H182ZM141 202V203H140ZM150 204H149V203ZM187 202V201H186ZM186 202H184V203H186ZM162 203V204H161ZM169 203V204H168ZM126 204V205H125ZM152 204V205H151ZM175 204V205H174ZM148 205V206H147ZM158 205V206H157ZM177 205V206H178ZM121 208H120V207ZM127 206V207H126ZM136 206V207H135ZM148 207V208H146V207ZM171 206V207H172ZM119 207V208H118ZM143 207H145L144 209H143ZM150 207V208H149ZM155 207V208H154ZM164 207V208H163ZM13 208H15L16 209V206H14ZM125 210H124V209ZM136 208V209H135ZM138 208V209H137ZM140 208V209H139ZM162 208H163V210H162ZM170 208V207H169ZM12 209V208H11ZM116 209V210H115ZM119 209V210H118ZM127 209V210H126ZM118 210V211H117ZM132 210V211H131ZM141 212H140V211ZM147 210V211H146ZM127 211H131L132 213H129V212H127ZM143 211V212H142ZM165 211V210H164ZM163 211V212H164ZM117 212V213H116ZM139 212V213H138ZM151 212V213H152ZM160 212V211H159ZM159 212H157V213H159ZM128 213V214H127ZM145 213V214H144ZM156 213V212H155ZM101 214V215H100ZM117 215V216H116ZM129 215V216H128ZM130 215H132V216H130ZM120 216V217H119ZM125 216V217H124ZM128 216V217H127ZM102 217V218H101ZM111 217H113V220H112V218ZM127 217V218H126ZM133 217V218H132ZM129 218H132V219H129ZM96 221H95V220ZM126 221H128V222H126L125 223V220ZM122 220V221H121ZM93 221V222H92ZM100 221V222H99ZM93 223V224H95V225H93V224H88V223ZM109 222V223H108ZM122 223V224H121ZM115 226H114V225ZM82 225V226H81ZM88 227H87V226ZM92 225V226H91ZM85 226V227H84ZM94 226H95V228H97V229H95L94 228ZM107 226V227H106ZM119 226V227H118ZM87 227V228H86ZM90 227V228H89ZM109 227V228H108ZM114 227V228H113ZM74 228V229H73ZM99 228V229H98ZM104 228V229H103ZM72 229V231H70V230ZM93 229V230H92ZM102 229L104 230V232L102 231ZM85 230H87V231H85ZM106 230H107V232H106ZM68 231V232H67ZM63 232V233H62ZM84 232V233H83ZM111 232V231H110ZM111 232V233H112ZM62 235H61V234ZM68 233V234H67ZM78 233V232H77ZM91 233V234H90ZM95 233V234H94ZM110 233V234H111ZM73 234V235H72ZM88 234V235H87ZM98 234H100V235H98ZM56 237H55V236ZM71 235V236H70ZM91 235V236H90ZM54 236V237H53ZM77 236V237H76ZM82 236H83V239H82ZM61 237V238H60ZM65 237V238H64ZM76 237V238H75ZM81 238V240H80V238ZM53 238V239H52ZM57 238V239H56ZM78 238V239H77ZM59 239V240H58ZM61 239V240H60ZM74 239L76 240V243H77V245H76V243H75V241H74ZM56 240H58V241H56ZM68 240V241H67ZM51 241V242H50ZM59 241H60V244H59ZM65 241H66V243H65ZM53 242H54V244H53ZM58 243V244H55V243ZM69 242H70V245H69ZM65 243V244H64ZM67 245H69V246H67ZM73 245H76V246H73ZM61 249H60V248ZM66 247H70L69 249L68 248H66ZM29 250H28V249ZM26 249H27V251H26ZM54 249V250H53ZM59 251H58V250ZM31 250V251H30ZM63 250H65V251H63ZM66 250H68V251H66ZM29 251H30V254H29ZM33 251V252H32ZM52 251V252H51ZM56 251V252H55ZM62 251V252H61ZM43 252H45V253H43ZM54 252V253H53ZM58 252V253H57ZM60 252V253H59ZM32 254V255H31ZM46 254V255H45ZM45 255V256H44ZM12 256H15L14 254L12 255ZM35 256H38V258L37 257H35ZM23 257V258H22ZM53 257V258H52ZM33 258V259H32ZM215 259H217V257H215ZM10 263V262H9Z\"/></svg>",
  "mask_w": 264,
  "mask_h": 264
},
{
  "label": "crops",
  "instance_id": "obj_3",
  "mask_svg": "<svg viewBox=\"0 0 264 264\" xmlns=\"http://www.w3.org/2000/svg\"><path fill=\"white\" fill-rule=\"evenodd\" d=\"M259 1L260 0H222L221 2H223L222 4H223V7H224V10H225V14H226V17H227V20H228V23H229V26H230V29H231V32H232V34H233V36L236 38V36L237 35H242L243 33H245V31H246V29H247V27L249 26L248 25V23H250V21H251V19L253 18V14L255 13V6H258V3H259ZM255 7V8H254ZM258 33H255V35H253V36H250V37H244L243 38V42H244V44L242 45L243 46V49H244V54H245V57H247L248 55H249V52H251L252 54H254V49H260L261 48V46H259V44L257 43V40H258ZM248 38H249V40L251 41V42H253V44L252 45H248L247 43H246V41L248 40ZM237 39V38H236ZM254 48V49H253ZM258 51V50H257ZM256 52V51H255ZM257 53V52H256ZM115 56H111L110 54H109V51L108 52H104V53H101V54H99V55H97V56H94V57H92L91 59L99 66V68L103 71V73H104V75L106 76V78H107V80H108V82H109V85H110V88H111V92H108V102L106 103V104H104V105H101L100 107H98V109L96 110V112L99 110V109H105V107H107V108H109L108 106L110 105H112L113 103V101L115 102V101H120L119 99H122L120 96H123L124 95V92L125 91H127L128 90V88H129V86H130V84L131 83H133L135 80H137L138 79V77H139V75H140V73L141 72H139V71H137L136 69H134V68H132V67H128V66H122V65H120V64H118L117 62L116 63H113V58H114ZM116 58V57H115ZM114 62H115V59H114ZM83 67L81 66V67H79L77 70H76V73H75V76H74V80H75V78H76V75H77V73H78V70L80 71L81 69H82ZM124 79H126V80H124ZM128 79V80H127ZM73 80V81H74ZM122 93H123V95H122ZM114 96L116 97V98H114ZM119 98V99H118ZM71 99V98H70ZM114 99V100H113ZM112 100V101H111ZM121 101H123V100H121ZM71 103H72V106H73V101H72V99H71ZM106 108V109H107ZM73 109H74V111L76 112V110H75V108H74V106H73ZM76 114L78 115V117H80V115L76 112ZM24 117V116H23ZM81 118V117H80ZM84 120V119H83ZM79 130V128H77V130H76V132ZM75 135H76V133H75ZM32 143L34 144V140L32 141ZM62 144V143H61ZM12 150H11V158H12V165H13V167H14V169L16 168H18L17 170H14L11 166H10V163L8 162V161H6V160H4V159H2L1 157H0V192H2L3 190H5V192H2V194L3 193H7V191L11 188L12 189V191H17L18 189H16L15 188V186L17 187V188H19L20 186L18 185V184H20L19 183V181L17 180V183L18 184H15L16 183V180H14L15 178H18L17 176L18 175H20L19 173L21 172V171H23V172H21V175H23L25 172H26V170H27V172H29L28 173V175H27V178H30L31 179V181H32V179L33 178H36L35 177V175H34V173L36 172V169H38L37 168V164L39 165V164H42V163H44V162H42V163H40L41 162V160L43 161L44 159V157H45V160H46V158L47 159H49L52 155H51V152H49L50 153V157H49V154L47 153V151L49 150L50 151V149L49 148H47V150L45 149V148H43V147H41V150H39V155L37 154V152H36V150L33 148L31 151H28L27 152V154H26V150L25 149H21V150H16L14 147H12L11 148ZM14 149V150H13ZM45 149V150H44ZM42 151H45V152H42ZM12 152H13V154H14V156H13V154H12ZM43 153V155L45 154V153H47V154H45L44 155V157L41 155L42 153ZM22 153V154H21ZM31 153V154H30ZM35 153V154H34ZM16 154H17V156H16ZM23 154H24V156H23ZM29 154V155H28ZM34 154V155H33ZM33 157H32V156ZM36 155H38V156H36ZM23 156V157H22ZM27 156H28V158H27ZM42 156V157H41ZM32 157V158H31ZM49 157V158H48ZM22 158V159H21ZM36 158V160H35V162H34V159ZM24 159V160H23ZM29 159H31V160H33V162L32 163H36L37 161L39 162V160H40V162L38 163H36L35 164V166H33V165H31L30 164V162H31V160H30V162H29ZM44 160V161H45ZM26 163V164H25ZM22 164V165H21ZM25 164V165H24ZM30 164V165H29ZM17 165V166H16ZM21 165V166H20ZM23 165H24V167H23ZM25 166H28L29 167V170H28V167H27V169H25ZM33 168H32V167ZM21 167V168H20ZM20 168V169H19ZM23 168V169H22ZM32 168V172L33 171H35L33 174L31 173V176H34V177H32L31 178V176L30 177H28L29 175H30V172H31V169ZM43 168V167H42ZM24 169H25V171H24ZM19 171V170H21V171H19L18 172V175H16L15 176V178H14V176L13 175H15V174H17V173H15L14 171ZM27 172H26V174H27ZM26 174H24L25 175V178H26ZM36 174V173H35ZM24 175H23V177H24ZM13 178V179H12ZM26 178V179H27ZM8 179H11V181H9ZM20 179V178H19ZM30 179L28 180V181H30ZM7 181H9V183L10 184H8V182ZM12 181H13V183H12ZM6 182V183H5ZM33 183L35 182V179H33V181H32ZM4 183H5V185H4ZM12 183V184H11ZM7 185L9 186V185H14V187L13 188H15L16 190H14L11 186H10V188L9 189H5V188H7ZM18 185V186H17ZM2 187V188H1ZM3 189V190H2ZM18 192H19V190H18ZM18 192H16V193H14V194H12V196H10V197H12L11 199L9 198V196L8 195H6V196H8V197H6L5 196V198L6 199H9V200H5V198H3V197H1L0 198V209L2 208V206L3 207H6L7 209H8V207H10V208H12L11 206L13 205V207L14 206H16V204H15V202H14V199L16 200V198H19L18 196H20V194L18 193ZM17 193H18V196H16L17 195ZM16 194V195H15ZM5 195V194H4ZM3 195V196H4ZM4 199V200H3ZM4 201V202H3ZM7 201V202H6ZM8 201L11 203L12 202V204L10 205L9 203H8ZM8 203V207H7V205L5 206V204H3V203ZM17 202H18V199H17ZM15 204V205H14ZM10 205V206H9ZM6 208H4V209H6ZM9 208V209H10ZM8 209V212L11 210H9ZM1 211H3L4 212V210H3V208L1 209ZM0 211V213L2 214V212ZM18 238L19 237H17V238H14L15 240H18ZM12 240L11 239V241L10 240H8V242L7 241H4V243H0L1 245H0V250H1V248L3 249V248H5V246H7L9 243H11V244H13L14 242L13 241H15V240ZM10 245V244H9Z\"/></svg>",
  "mask_w": 264,
  "mask_h": 264
}]
</instances>
